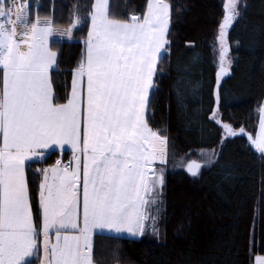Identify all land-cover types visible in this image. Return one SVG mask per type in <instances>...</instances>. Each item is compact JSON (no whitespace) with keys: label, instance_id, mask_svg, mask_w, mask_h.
I'll return each mask as SVG.
<instances>
[{"label":"snow or ice","instance_id":"1","mask_svg":"<svg viewBox=\"0 0 264 264\" xmlns=\"http://www.w3.org/2000/svg\"><path fill=\"white\" fill-rule=\"evenodd\" d=\"M29 9L23 0H0V264H29L37 248V228L25 168L44 156L42 149L65 145L73 151L75 167L57 160L41 170L45 262L95 264V235L142 236L149 220L157 232L152 210L160 202L164 169L154 166L167 163L168 137L150 128L145 117L158 62L168 50L170 4L147 0L142 17L119 20L110 16V0H93L86 48L73 69L64 104L54 103L49 76L57 56L46 43L54 21L32 22ZM238 16L237 0H226L216 37L218 83L228 73L227 36ZM73 17L69 37L82 23L78 12ZM223 129L226 136L244 132L228 124ZM259 129L249 139L264 153V105ZM180 160L177 167L184 166V157ZM201 167L193 160L186 170L195 177Z\"/></svg>","mask_w":264,"mask_h":264},{"label":"trees","instance_id":"2","mask_svg":"<svg viewBox=\"0 0 264 264\" xmlns=\"http://www.w3.org/2000/svg\"><path fill=\"white\" fill-rule=\"evenodd\" d=\"M146 1L110 0V16H139ZM23 2L30 4L32 22L51 19L52 27H66L73 21L74 11L82 18L70 38L52 37L49 41L57 54L50 71L54 103H63L69 95L73 69L84 51L90 21L87 12L93 0ZM169 2L168 50L157 65L147 120L168 137L170 150L179 155L223 142L195 180L181 168L165 172L156 233L149 226L142 236L95 235L94 261L252 264L256 253L264 254V153L250 147L245 133L223 136V124L235 127L233 130L243 128L251 137L256 128L257 108L264 99V0H243L241 16L228 31L227 46L234 61L231 73L221 81L215 110L218 59L214 48L225 5L222 0ZM213 114L216 119H212ZM67 158L68 150H51L25 168L37 228V248L29 264H36L40 254L41 170Z\"/></svg>","mask_w":264,"mask_h":264},{"label":"rangeland","instance_id":"3","mask_svg":"<svg viewBox=\"0 0 264 264\" xmlns=\"http://www.w3.org/2000/svg\"><path fill=\"white\" fill-rule=\"evenodd\" d=\"M223 1V4L225 5L226 3V0H222ZM21 0H17V4H20ZM167 3L170 4L169 0H166ZM146 8H147V1H146V4H145V7L141 13V15L137 16V17H142L143 13L146 11ZM242 8H243V0H237V10L239 12V16L236 18L238 19L240 16H241V12H242ZM115 19H119V20H131V18H115ZM170 19H171V5H170ZM235 19V20H236ZM70 26H71V23L66 26V27H52V34L49 35L47 37V46L49 48L50 51H52L50 49V46H49V41L52 37H60V38H63V39H66V38H70L72 36V30H71V36L69 37L68 36V30L70 29ZM170 26V25H169ZM91 27V22L89 21V26H88V30H87V33L89 31V28ZM63 33V35H62ZM218 35V30H217V34H216V37ZM86 39H87V34L85 36V45H84V50L86 48ZM167 39H168V34H167ZM215 53H216V58L219 60V51H220V46H219V42L215 41ZM53 52V51H52ZM229 63L226 64V66L230 69L232 67V64H233V61H234V54L228 49V54H227V58H226ZM155 77V75H154ZM154 80V78H153ZM152 92V90H151ZM85 96H86V91H85ZM151 97V96H150ZM264 105V99H262L258 105V108H257V119H256V128H255V131H254V134H252V137L253 139L259 134V108L260 106ZM149 108V106H148ZM147 112H148V109H147ZM146 121L149 125V122L147 120V113H146ZM150 128H152L150 125H149ZM233 129H236L235 127H232ZM153 129V128H152ZM155 130V129H153ZM224 131H223V136H224ZM162 134V133H161ZM164 135V134H162ZM166 136V135H164ZM223 142V140L220 141L219 145H221V143ZM216 146V147H213V148H210V149H192L190 151H188L187 153H184V154H176L174 151L170 150L169 148V145H168V156H167V163L165 165H161L159 163H156L155 164V169L156 170H159L161 168L164 169V173H163V178H164V175H165V172L168 170V169H174V168H181V169H184L185 170V167L186 165L188 164V162L190 160H196L197 162L201 163L202 164V168L206 167L207 165H209V163L214 159V157L217 155L218 151H219V147L220 146ZM201 153H203L204 155H201ZM71 158H69V164L66 165L64 163L61 162V166H71V167H75V162H74V159L72 156H70ZM181 157H184V160H183V167H177L178 164L181 163V160L180 158ZM56 163L54 164H49L47 166L44 167L45 168H51L53 166H55ZM200 169V170H201ZM199 170V172H200ZM192 179H196L197 176L193 177L191 175H189ZM81 177H82V170H81ZM42 179H43V172H42V178H41V181H40V184L42 182ZM39 192H40V188H39ZM161 197H160V202L158 203V205L156 206L155 209H153V214L157 216V219L159 218L160 214H161ZM81 215H82V180H81ZM42 218V217H41ZM157 219L155 220V224L157 222ZM147 225H149L151 227V225L153 224V221L149 220L146 222ZM106 233H112V234H117V235H125V236H132L128 233H115V232H108V231H105ZM43 233V231H42ZM43 262L42 264H46L45 262V253L43 254ZM259 260H264V254L262 253H256L253 257V262L252 264H257V261Z\"/></svg>","mask_w":264,"mask_h":264},{"label":"crops","instance_id":"4","mask_svg":"<svg viewBox=\"0 0 264 264\" xmlns=\"http://www.w3.org/2000/svg\"><path fill=\"white\" fill-rule=\"evenodd\" d=\"M52 51L55 52L54 50H52ZM55 62H56V60H55ZM54 66H55V63H54ZM50 73H49V76H50V81H51V74ZM72 81H73V73H72L71 84H70V91H69L68 98H69V96L71 94V90H72ZM51 87H52V84H51ZM83 89H84L83 95H85V91H86V78L84 79ZM68 98H67V100H68ZM67 100L65 102H63V103H57V104H64V103L67 102ZM0 142H2V140H0ZM65 149L69 151V158H71L70 156L73 157V151H72L71 147L68 146V145H65L63 148H60L59 146H56L54 149H42L41 151H43L46 154L47 152H49L51 150H59V151H62V150H65ZM45 154H44V156H45ZM25 178H26V176H25ZM41 178H42V176H41ZM40 209H41V206H40ZM41 217H42V209H41ZM35 238L37 240V237H35ZM52 239L54 240V233L52 234ZM43 240H44V236H43V233H42V218H41L40 231H39V248H40V254H39V259H38V261H37L36 264H42V262H43V257H44L43 256V254H44V251H43Z\"/></svg>","mask_w":264,"mask_h":264},{"label":"water","instance_id":"5","mask_svg":"<svg viewBox=\"0 0 264 264\" xmlns=\"http://www.w3.org/2000/svg\"><path fill=\"white\" fill-rule=\"evenodd\" d=\"M224 15H225V6H224ZM132 16L133 15H131V18H132ZM136 16V15H135ZM228 47V46H227ZM226 66V65H225ZM219 67H220V64H219V60H218V66H217V69H216V73H215V86H214V100H215V105H214V110L218 107V100H219V87H220V84H221V81L224 79V78H226L230 73H231V70L228 68V73L226 74V75H223L221 78H220V80H219V83H218V81H217V73L219 72ZM240 129L241 128H239V129H237V130H234V131H236L237 133H240ZM243 133H245L246 134V136L248 137V139H249V137H251V135H250V133H248V132H243ZM249 141H250V147L252 148V149H254L255 147H254V145L252 144V142H251V140L249 139ZM191 161H193V160H190L189 162H191ZM188 162V163H189ZM185 170H186V167H185ZM186 172H187V170H186ZM188 173V172H187Z\"/></svg>","mask_w":264,"mask_h":264},{"label":"built area","instance_id":"6","mask_svg":"<svg viewBox=\"0 0 264 264\" xmlns=\"http://www.w3.org/2000/svg\"><path fill=\"white\" fill-rule=\"evenodd\" d=\"M69 161H70L69 158H67V159L62 160L61 162L64 163V164H66V165H68L69 164Z\"/></svg>","mask_w":264,"mask_h":264}]
</instances>
